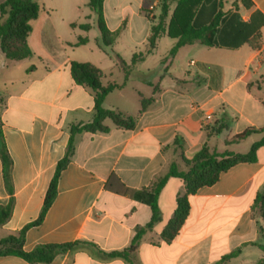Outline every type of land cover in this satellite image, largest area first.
Here are the masks:
<instances>
[{
    "label": "crops",
    "instance_id": "crops-1",
    "mask_svg": "<svg viewBox=\"0 0 264 264\" xmlns=\"http://www.w3.org/2000/svg\"><path fill=\"white\" fill-rule=\"evenodd\" d=\"M36 1L39 14L30 21L27 36L30 58L36 62L24 67L23 76L0 82L1 130L12 159L13 184V207L0 225V239L38 216L57 161L65 153L70 125L92 118L93 92L73 80L70 61L98 67L103 85L118 83L112 70L120 66L99 45L100 32L89 0ZM168 1L167 21L175 6L174 0ZM160 2L103 0L107 27L115 30L124 25L115 42L124 38L131 49L144 42L147 46ZM245 2L211 0L201 8L200 23L220 12L213 45L193 41L161 64L176 39L166 34L159 37L155 49L162 38L170 41L164 43L167 48L158 68L152 74L140 72L150 94L137 92L139 107L134 113L107 102L113 92L123 96L128 80L107 94L103 106L136 116L133 128L115 127L106 119V132L75 134V150L60 173L57 194L42 222L26 230L22 247L29 251L38 244L86 243L57 253L49 263L7 254L0 255V264H129L121 258H104L98 250L125 249L136 227L150 221L151 208L136 190L149 191L171 163L186 169L185 159L204 144L217 152L245 153L264 135V131L252 132L230 141L249 127H264V0ZM83 23L89 28H81ZM80 37L86 41L76 44ZM148 55L134 65L137 70ZM5 60L14 59L0 50V70L9 67ZM140 96L152 98L143 111ZM223 120L227 126L212 133ZM111 174L117 178L109 183ZM263 189L261 145L256 160L232 165L215 183L189 195V214L176 236L166 242L160 232L174 214L177 196L185 191L181 178L168 177L157 196L159 218L142 234L135 264H213L237 248L240 251L229 264H264V251L252 244H264L260 235L263 220L254 208ZM8 198L0 161V205Z\"/></svg>",
    "mask_w": 264,
    "mask_h": 264
},
{
    "label": "trees",
    "instance_id": "trees-1",
    "mask_svg": "<svg viewBox=\"0 0 264 264\" xmlns=\"http://www.w3.org/2000/svg\"><path fill=\"white\" fill-rule=\"evenodd\" d=\"M103 0H89L88 4L91 11L95 14L96 25L100 32L99 45L111 55L119 64L124 73V79L129 77L131 66L142 61L146 55L150 54L156 47L157 40L163 34L175 38L176 41L169 49L168 54L161 59L160 63L164 64L168 58H171L177 50L188 43L199 41L203 45L214 44V34L217 25V19L220 12L217 13L208 22H199V13L201 8L211 0H174L175 6L169 16L170 2L161 0L160 10L156 22L150 26V33L147 37V46L143 52H135L131 56L129 63L113 49V43L120 34L123 24L115 30H110L102 13ZM244 2L246 0H243ZM246 3V2H245ZM40 10V5L36 0H3L0 2V50L6 58L21 60L30 57L32 52L27 43V36L31 31L32 19H35ZM202 14V13H201ZM154 18H151L153 20ZM73 24V23H72ZM83 29H88L89 24H80ZM86 38H78L76 44H82ZM70 72L73 80L80 85L90 88L94 95L93 114L90 121L84 123H73L69 127V138L64 155L57 161L53 176L47 187L42 207L38 216L25 224L15 233L8 234L0 239V255L13 254L17 255L28 262H45L52 261L57 253L73 249L85 241L75 240L65 243H48L38 244L29 251L23 249L25 232L29 227L39 225L52 204L57 194V182L61 171L70 161L75 150L74 136L78 132H106L109 126L105 120L109 119L115 127L131 129L135 125L136 116L126 114L117 108H106L103 106L105 97L114 89L120 88L124 83L118 84L109 82L105 85L101 82L102 73L98 67L89 63L72 60L70 61ZM157 87H154L156 90ZM152 101V98L140 96V111ZM227 126L225 120L220 123L212 133H219ZM264 127L254 129L247 128L242 133L233 136L230 141H238L252 132H262ZM264 145V135L255 141L250 149L245 153H235L231 151L217 152L210 150L204 144L195 152L190 159H185L186 169H179L175 163H171L167 173L157 178L151 185L150 190H136L138 198L147 203L151 208L150 221L144 226H138L130 244L123 250L103 251L98 250L100 256L104 258H121L129 264H135L134 254L145 230L159 218V209L157 205V196L166 180L170 176H176L182 179L185 191L177 196L176 206L173 216L168 220L165 227L160 232V238L166 242L172 240L178 233L181 225L189 214V195L194 194L202 186H208L215 183L221 172L225 171L238 162L256 160V150L259 146ZM0 161L1 174L7 193L8 201L0 205V225L3 224L10 216L13 207V184L11 178L12 159L6 147L5 139L1 130L0 122ZM115 174L108 178L110 183L116 179ZM109 185V184H107ZM123 186V184H121ZM254 208L263 220L264 228V189L257 194L254 200ZM264 251V244L252 243ZM240 249L237 248L227 254L222 255L213 264H229L230 260L236 257Z\"/></svg>",
    "mask_w": 264,
    "mask_h": 264
},
{
    "label": "rangeland",
    "instance_id": "rangeland-1",
    "mask_svg": "<svg viewBox=\"0 0 264 264\" xmlns=\"http://www.w3.org/2000/svg\"><path fill=\"white\" fill-rule=\"evenodd\" d=\"M145 14L149 16L148 12H145ZM167 41H170V38H166V37L162 38L158 44V47L154 50V52L148 55L143 62L138 64L137 66L138 70L135 68V66H133V68L131 66L129 70L130 77H128L127 79H124V73L121 68H119L118 66H115L113 68L112 74L115 81H117L118 83L121 82L125 83V81L128 80V82L123 90V96L121 97L117 96L116 94L117 92H113L114 94L108 97L107 102H109L110 104H120L121 106H123V108H125L126 110L132 113L136 111V109L139 107L137 92H141L145 96H148L150 94V87L142 83L140 72H147V70H149L150 71L149 74H152L153 70L158 68L159 59L166 52L167 45H165L164 43ZM131 48L132 46L129 45L126 39L124 38H121L120 40L113 43V49L121 55V57L125 60L126 63H129L132 53L145 50L146 42H144V44L143 43L137 44L135 47L133 46V49ZM5 61H6L5 65L9 67L7 69L0 70V82L3 79H10V77L12 76H19V77L23 76L24 67L26 65L36 62V58L29 57L18 61H14V60H5ZM110 61L112 63H116L113 57L110 59ZM247 148L248 147H245L244 150H247ZM260 235L262 238L261 241L264 242L263 225L260 226Z\"/></svg>",
    "mask_w": 264,
    "mask_h": 264
}]
</instances>
